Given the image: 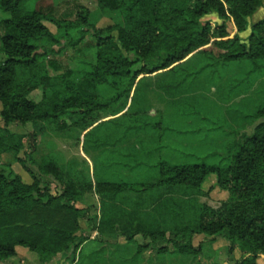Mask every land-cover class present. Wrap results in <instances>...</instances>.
<instances>
[{"label":"trees","instance_id":"16d2710c","mask_svg":"<svg viewBox=\"0 0 264 264\" xmlns=\"http://www.w3.org/2000/svg\"><path fill=\"white\" fill-rule=\"evenodd\" d=\"M31 1L44 0H0V10L11 16L0 21L4 30L0 35V210H31L60 203L76 218L81 214L90 217L97 213V204L81 208L78 203L82 194L93 193L95 187L103 197L122 193L142 197L170 189L176 196L160 201L150 211L114 210L123 221L130 219L126 230L114 229L116 239L137 244L139 254L151 250L155 256H198L202 246L194 245V237L205 234L212 242L219 238L229 242V255L239 245L244 255L234 264H257V256L264 253V88L260 92L262 103L250 116L258 124L252 135L238 138L226 165L160 161L153 182L95 185L91 178L84 183L78 173L66 172L51 155L38 163L35 153L46 126L61 132L86 131L97 124V112L128 96L140 77L180 69L194 53L208 60L206 67L214 74L231 64H251L249 75L256 73L257 79L264 81V19L251 25L246 40L239 36L248 28V19L264 7L263 0H98L114 19L106 27L91 24L86 10L80 11L75 21H58L30 10L27 4ZM213 12L221 24L204 20ZM46 22L55 23L59 30L91 33L96 41L95 62L73 69L57 60L61 50L55 47L61 46L62 37ZM245 81L233 78L232 90ZM38 90L42 98L35 102L30 94ZM14 123L32 124L34 130L14 134L10 131ZM6 153H14L15 163L21 165L31 183L14 170L13 163H1ZM31 166L40 174L66 181L64 191L42 189L40 174ZM210 175L217 177L218 186L229 193V199L217 209L201 205L191 214L183 197L201 193ZM70 236L67 243L76 240L75 234ZM138 236L145 243L138 244ZM22 248L44 257L52 253L27 240L0 242V264L18 256Z\"/></svg>","mask_w":264,"mask_h":264},{"label":"rangeland","instance_id":"374dc122","mask_svg":"<svg viewBox=\"0 0 264 264\" xmlns=\"http://www.w3.org/2000/svg\"><path fill=\"white\" fill-rule=\"evenodd\" d=\"M27 7L61 22L75 21L82 10L88 11L90 23L98 27L111 25L114 20L101 8L98 0L31 1ZM10 18V14L0 10V21ZM204 20L222 23L214 12ZM254 23L255 18L248 19V28L239 34L243 40L250 35ZM46 25L54 34L62 37L61 46L55 47L56 51L61 50L55 56L57 60L65 61L73 69L95 62L96 41L91 33L82 35L80 29L59 30L52 22H46ZM3 32L0 27V35ZM207 64L208 60L203 55L194 53L180 65V69L140 77L128 96L97 112V124L86 131L74 129L61 132L56 127L46 126L44 133L38 137L37 162L41 163L44 156L51 155L66 172L78 173L84 183L91 178L95 185L106 182H153L158 177L155 166L160 161L172 165L228 164L231 147L238 138L252 135L258 124L250 116L262 103L260 92L264 88V81L257 79L256 73L249 75L253 70L251 64H231L219 69L217 74L213 73L211 67L207 68ZM51 74L54 75L52 71ZM233 78L246 81L232 90ZM41 98V90L30 94V99L35 102ZM1 108L0 104V111ZM33 130L32 124L10 125V131L14 134H26ZM1 163H13L14 170L26 182H32L21 165L15 163L14 153L2 155ZM31 167L40 174L36 166ZM40 178L44 190L59 192L66 187V181L43 174H40ZM72 180L78 179L72 176ZM175 194V191L165 189L142 197L134 193L103 197L95 187L93 193L82 194L78 203L81 208L97 204V213L90 217L81 214L76 218L75 213L60 203L31 210H0L1 243L27 240L52 251L51 255L44 257L22 248L18 256L4 264H72L82 255L79 251L82 242L116 244L123 239H116L114 229L126 230L130 219L123 221L114 210L150 211L160 201ZM228 199L229 193L218 186L215 175H210L201 193L187 196L186 199L183 197L182 201L194 214L201 205L217 209ZM118 222L120 225H113ZM92 231L97 235L94 236ZM71 233L75 234L76 240L67 243ZM138 239L144 243L142 236H138ZM64 244H68V248ZM194 245L202 246L198 256L169 253L163 256L162 264H175L177 259L183 260L182 264H234V260L238 261L244 255L238 244L229 255V242L220 238L212 242L205 234L196 235ZM150 258L154 259L155 254ZM256 263L264 264V253H259Z\"/></svg>","mask_w":264,"mask_h":264},{"label":"crops","instance_id":"0c3cea01","mask_svg":"<svg viewBox=\"0 0 264 264\" xmlns=\"http://www.w3.org/2000/svg\"><path fill=\"white\" fill-rule=\"evenodd\" d=\"M253 18H255V23L263 20L264 7L253 15ZM136 241L138 244H142L138 237ZM79 251L82 255L72 264H162L164 256H155L154 259H151L150 256L153 254L151 250L139 254L137 244H129L124 239H120L116 244L113 242H96L94 244L85 242L80 246ZM182 262L184 261L175 260V264H182Z\"/></svg>","mask_w":264,"mask_h":264},{"label":"built area","instance_id":"2783aa9c","mask_svg":"<svg viewBox=\"0 0 264 264\" xmlns=\"http://www.w3.org/2000/svg\"><path fill=\"white\" fill-rule=\"evenodd\" d=\"M93 235L96 236L97 235V232H94Z\"/></svg>","mask_w":264,"mask_h":264}]
</instances>
